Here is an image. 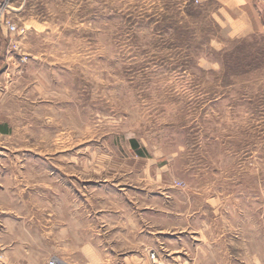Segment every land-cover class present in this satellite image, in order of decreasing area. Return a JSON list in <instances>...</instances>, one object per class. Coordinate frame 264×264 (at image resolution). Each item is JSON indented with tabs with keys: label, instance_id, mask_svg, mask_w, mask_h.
<instances>
[{
	"label": "rangeland",
	"instance_id": "1",
	"mask_svg": "<svg viewBox=\"0 0 264 264\" xmlns=\"http://www.w3.org/2000/svg\"><path fill=\"white\" fill-rule=\"evenodd\" d=\"M214 4L0 0L3 259L264 264V32Z\"/></svg>",
	"mask_w": 264,
	"mask_h": 264
},
{
	"label": "crops",
	"instance_id": "2",
	"mask_svg": "<svg viewBox=\"0 0 264 264\" xmlns=\"http://www.w3.org/2000/svg\"><path fill=\"white\" fill-rule=\"evenodd\" d=\"M215 3V10L212 11L213 19L215 23L222 29H225V35L228 38L241 36L242 34H249L252 32L263 33L264 32V14L261 12L260 7L257 5L256 0H211ZM3 33H0V47L3 48L5 39L2 37ZM222 36V37H224ZM218 40V39H217ZM0 48V57L1 55ZM3 68L0 67V75H2ZM8 127L6 124L0 125V136L8 133ZM2 211H0L1 214ZM12 251H15V243L12 242ZM97 246H101V242L97 243L95 240L93 243L82 242L79 251L87 253L92 256L93 264H105L102 262L100 254L98 253ZM105 249V247H104ZM8 253V250H4ZM1 253V248H0ZM5 255V254H4ZM147 257L149 258V251H147ZM123 264H148L142 260H126L122 259ZM7 261V262H5ZM14 260L3 259L0 256V264H11ZM19 264L20 259H17ZM91 263V264H92ZM12 264H15L14 262ZM116 264H122L116 262Z\"/></svg>",
	"mask_w": 264,
	"mask_h": 264
},
{
	"label": "built area",
	"instance_id": "3",
	"mask_svg": "<svg viewBox=\"0 0 264 264\" xmlns=\"http://www.w3.org/2000/svg\"><path fill=\"white\" fill-rule=\"evenodd\" d=\"M201 1H202V0H194V2H195L196 4L200 3ZM258 1H259L260 4L264 5V0H258ZM4 25H5V27H6L9 31H13V30L15 29L14 24H12V23L9 22V21H5V22H4ZM150 258L154 259V254H153V253L150 254ZM48 264H57V260H56V259H50V260L48 261Z\"/></svg>",
	"mask_w": 264,
	"mask_h": 264
},
{
	"label": "trees",
	"instance_id": "4",
	"mask_svg": "<svg viewBox=\"0 0 264 264\" xmlns=\"http://www.w3.org/2000/svg\"><path fill=\"white\" fill-rule=\"evenodd\" d=\"M133 147H136V142L135 141H133V145H132Z\"/></svg>",
	"mask_w": 264,
	"mask_h": 264
}]
</instances>
